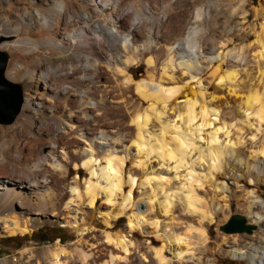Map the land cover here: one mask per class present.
I'll list each match as a JSON object with an SVG mask.
<instances>
[{"label":"rangeland","instance_id":"obj_1","mask_svg":"<svg viewBox=\"0 0 264 264\" xmlns=\"http://www.w3.org/2000/svg\"><path fill=\"white\" fill-rule=\"evenodd\" d=\"M93 1L100 3L94 4ZM148 1L60 0L65 6L64 15L71 12L87 14L91 20L87 24L79 22L66 26L65 17L56 30L42 23L43 19L51 18L55 0H0V37L11 38L1 44L10 45V48H1L9 55L5 76L7 80L19 84L23 92L20 114L11 125H0V151H10L13 156L25 158H32L36 153L47 156L53 147V140L50 134H41V129L42 123L50 119L58 120L62 123L61 129L66 134H72L66 124L68 116L79 115L83 109L64 104L58 113H52L49 109L40 111L27 106V95H36L29 87L27 75L41 76L50 73L53 67L61 72L73 71L78 77L85 76L87 72L81 67L83 62L80 63L73 55V52H84L90 56L97 79L92 88L96 104L94 127L100 133L104 131L111 141L121 146L111 156V167L122 180L120 190L112 193V202L109 203L105 194H110L111 190L106 191L109 188L106 182L99 172L92 178L81 161L68 163L58 172L54 170V176L59 179L63 190L69 192V187L74 184L82 196L78 213L85 222L78 228L58 223L63 221H58L53 215L64 210L68 202L65 198L56 207L47 209L41 217L42 223L34 225L28 234L12 236L4 232L0 237L1 260L17 264L27 249L44 252L57 241L72 244L78 239L80 229L99 235L101 244L108 243L106 234L114 236L125 232L127 239L136 246L133 264H139L145 257L148 264L157 261L154 249L162 247V241L154 235L156 244L152 245L151 238L143 231L153 233L156 229L162 235L163 227L185 236L179 249H182L184 257H193L190 264H249L246 255L253 250L264 251V209L260 206L254 212L263 222L260 226L256 225L257 230L252 235L224 234L219 230L233 215L244 216L251 222L243 208L245 202L264 204V176L253 171L248 174L246 161L239 159L237 151H232L236 136L230 128L232 123L236 126L243 120L242 133L245 134L249 126L255 125V117L261 111V127L257 128L255 139L264 136V30L261 28L262 25L264 27V0H179L178 5ZM109 13L112 19H121L115 22V26L121 37H130L129 46L120 42L119 38H111L107 31L94 28L96 24L107 25ZM89 27L92 28L88 31L89 38L99 36L101 39L96 45L92 42V46H87L69 38ZM189 31L194 34L187 40ZM25 41L40 46L32 50L25 46ZM46 41L59 43L62 48L49 47L45 45ZM179 43L182 44L175 48ZM126 56L135 59L133 65L125 66ZM203 56L218 58L210 62ZM150 60L151 66L148 64ZM232 73H235L233 77ZM61 79L60 76L55 78L56 81ZM143 82L149 86L144 89L146 96L142 97L138 85ZM156 85H160L163 92L154 94L152 87ZM191 102L196 104L191 106ZM204 104L209 105L208 109L216 108L219 112L203 122L199 112ZM189 109H193L195 115L192 129L200 127L199 132L192 133L198 147L205 149L212 135L217 137L219 146L232 147L221 156L216 174L214 171L211 173L209 160L204 158L205 161L202 159L200 162L198 155L187 156V159L191 158L187 160V165L179 167L174 161L161 159L158 151L148 154L146 145L141 151L137 148L139 128L146 127L143 136L150 145L162 139V130L167 126L168 139L176 136L172 132L178 136L186 131ZM30 118L33 123L27 122ZM146 118L148 127L144 123ZM198 135L200 138L196 139ZM98 154L101 155L100 158L97 155L95 167H106L103 156L106 157L107 153ZM247 160L250 165L255 161L250 156ZM7 161L21 167L12 159ZM133 170L137 173L131 185L129 176ZM89 182L95 188L92 208L86 196ZM179 189L184 196L190 189H195L194 194L200 200L197 206L200 212L193 215L194 219L187 226L181 225L171 214L165 215L161 206L167 195ZM129 195L134 207L130 205L112 227L105 225L102 216L97 214L93 217V208L101 204L107 206L105 212L113 210L119 215L123 210V197ZM141 201H146V208L138 209L136 204H141ZM179 204L185 206L183 201ZM137 214H142L139 225L143 231L128 229L130 217ZM149 227L152 229L149 230ZM32 234L36 239H46L47 242H35ZM55 236L60 239L53 240ZM234 241L238 244L235 245ZM246 242L250 244L247 246ZM91 243L85 246L92 248ZM233 248L246 251L241 255L244 260L233 258L230 254ZM165 254L167 259H173V246L168 247Z\"/></svg>","mask_w":264,"mask_h":264},{"label":"bare ground","instance_id":"obj_2","mask_svg":"<svg viewBox=\"0 0 264 264\" xmlns=\"http://www.w3.org/2000/svg\"><path fill=\"white\" fill-rule=\"evenodd\" d=\"M93 2L94 4L100 3L96 1ZM63 11H65V6L63 5V3H61L60 0H55V8L54 11L51 12V18L43 19L42 23L48 28L57 30L61 25V21H63L65 17L66 26L74 25V23L79 22L87 24L88 20H91V17L87 14H75L74 12H71L64 15ZM29 16L33 17L32 15ZM26 17L27 15H24L25 19H27ZM108 17L109 21L107 25L96 24L94 28H98L102 31H107L111 38H119L120 42L122 41L124 42L123 44L129 46L131 44L130 37H121L118 34L115 26V22L121 19H112L111 13H109ZM90 28L91 27L82 29L75 34L70 35L69 38L81 41L87 44V46H92V42L93 45H96V43H99L101 39L99 38V36H94V39H90L88 34ZM261 28H263L264 30L263 25ZM193 34V31H189L187 40L191 39ZM24 44L25 46H29L30 48H32V50H37V48L40 46L39 44L32 41H25ZM181 44L182 43H179L175 46V48H178V46H180ZM188 44L189 43H187V45ZM45 45L52 48H62L61 44L56 42L52 44L50 41H46ZM1 48H10V45H1L0 50ZM73 55L80 63L83 62L81 67L83 71L87 72H84L86 74L85 76L78 77L73 71L61 72L59 68L54 69L53 67L50 68L51 74L46 73L41 76H37L34 74L27 75L29 87L30 89L34 90V93L36 94L35 96L31 94L27 95V98L25 100V104L27 106L38 108L40 111L49 109V111H51L52 113H58L59 109L64 104L78 106L83 110L79 115L73 114L68 116L66 124L70 126L72 134H66L61 129L62 123H60L58 120L50 119L42 123L43 128L41 129V134H44L46 132L50 134L49 136L53 140V147L47 156H40V153L38 154L35 152L37 155L33 154L34 156L32 158H25L21 155L13 156V153H11L10 151H0V237H2L4 232L12 236L18 234L24 236L28 234L34 225L42 223L41 217L44 215V212L47 209H49L50 207H56V205H58L65 198L68 200V202L66 203L64 210L59 214L53 215V217L57 218L58 221H63L62 223L58 221L57 222L59 224L72 225L77 228L85 222V220H83L78 213L81 207L82 196L77 192L76 186H73L74 184H72V187H69V192L67 190L65 191L61 188L59 179L54 176V170L58 172L59 170H62L64 168V165L68 163L77 160L81 161L83 163V167H85L88 172H90L92 178L100 173L101 179L106 182V187H109L106 191L111 190L110 194L108 192V194H105L107 202H112V193L120 190L122 180L118 173L115 172L111 167V156H113L114 150L120 148L121 146L119 145V143L111 141L105 135L104 131L100 133L94 127V122L96 119V116L94 115L96 104L95 101H93L92 88L95 84H97L95 81L97 79L94 73V66L93 64H91L92 61L90 62V56L86 53L73 52ZM194 55L197 56L196 53H194ZM203 58H207V60L212 62L216 60L218 56H203ZM134 60L135 59H133L132 57L126 56V60L124 61L125 66L128 67L130 65H133L135 62ZM151 63L152 62L150 60L148 64L151 66ZM168 68L169 67H167L166 69L168 70ZM234 75L232 73L231 77H233ZM58 76L62 77L63 79L61 80L63 81H56L55 78H57ZM148 86L149 85L145 84L144 82L138 85V90L142 97L146 96L145 92L147 91H145L144 89H147ZM42 89H45V92L42 93ZM152 89L154 94L163 92L160 85H156L152 87ZM189 104H191V106H194L196 103L191 102ZM206 104L200 106L199 114H201V120L203 122L208 116H217V113L219 112L216 108L208 109L209 107L207 106L209 105ZM247 105L248 104H246L245 106ZM188 112L189 119L187 121L189 127L186 128V131L178 134V136L184 139V142H182V139L178 137L177 133L175 132H172V135L176 136L171 137V135V138L168 139L167 135L169 133V127L167 126L166 129L162 130V139L160 141L157 140L159 142H156L155 139V145H150V142H146L145 137L143 136V134L146 133L143 131V129L145 130L146 127H143L137 130V148H139V150L141 151L142 147L144 146L145 148L146 145L148 154H150L152 151H158V156L161 159L174 161L179 167H185L187 165V160L191 159H187V156L193 157L194 155H198L200 162L202 159L203 161H205V159L209 160L208 162L210 164V171L211 173H213L214 171V174H216V172L218 171L219 160L221 156L226 155L227 151L232 147L219 146L217 143V137L215 135L211 136V141L208 142V146L205 149H203L202 147H198L196 145V140L194 139L195 136L193 137L192 133L199 132L198 128L200 129V127L198 126L195 129H192L193 126L191 125V123L193 122L195 115L193 113V109H189ZM260 112L255 117V125L249 126V129L245 134L242 133L244 129L242 127L243 120H241V122L239 121L240 124H237L236 126L232 123L230 128L232 131H235L236 136L235 143L234 145H232V151H237V156L239 157V159L246 161V165L248 166V174L250 171H253L254 173L257 172L258 174L264 176V136L261 139H255V133L258 132L257 128L259 127L262 119ZM32 121L33 119L31 118L27 119V122L33 123ZM144 123L146 126L147 118L145 119ZM23 125L24 124H22L21 126L23 127ZM199 138L200 136L198 135L196 139ZM80 139H83L84 141H81ZM97 140L99 142H97ZM168 146H173V148L170 149ZM23 147L21 148V153L24 152ZM238 147H241L240 150H238ZM0 148L2 149L1 146ZM102 152L103 154L107 153L106 157L103 156L104 160H106L107 162V165L104 168H97L95 167V164L97 163V155L99 157L101 154L99 155L98 153ZM116 152L117 150L115 151V153ZM248 156L255 159L253 165H250V163H248ZM8 158L14 160L17 165H20L22 168H18L17 166L8 163ZM139 165H141V163ZM51 166L53 168H51ZM130 173L131 176H129V182L132 185L134 183V175L137 173V171L133 170ZM237 188L238 187H236V189ZM194 190L190 189L188 194L185 196L182 189H179L167 195L165 197V202L161 204L162 208L164 209V214H171L179 220L181 225L187 226V223L190 220L194 219L193 215L196 212H200L199 207H197L200 204V200L197 198V195L194 194ZM86 191V196L92 208L94 206L95 200V188L91 182H89ZM179 201H183L185 203V206L180 205ZM140 203L141 204H136V206L138 205V209H144L147 207L146 201H141ZM245 203L246 204L243 208H245L247 217L251 219V222L249 223L246 217H242H244L246 225H254L256 231L257 226H260L262 224L263 219H261V217L254 211L258 210L259 206L260 209H264V204L259 205L260 202L258 201H250ZM130 205V195L125 196L123 197L122 201L123 210L119 215L115 214L113 210L105 212L104 208L107 206L101 204L98 207L96 206L93 208V217H95L97 214L99 216H102L105 225L107 227H112L113 222H115L118 217L124 214ZM134 205L131 206L134 207ZM192 207L194 208V210H190L193 209ZM141 216L142 214L132 215L130 217L128 229L137 228L143 231V228H141V226L139 225ZM208 221L210 222L211 219L209 218ZM150 229L152 228L149 227V230ZM162 230V235L159 234L156 229L155 231H153V233L143 231V234L145 236L151 238L152 245L156 244V240L153 238L154 235L158 239H160L163 244L159 249H154V256H156L157 261H151L149 264L192 263L193 257H184L183 251H181L182 249H179L181 243L184 244L183 241L185 239V236H182L173 230H168L167 227H163ZM253 232L251 233V235L253 234ZM234 235L246 234L242 233ZM253 237L255 238V236ZM99 238V235H96L91 231L85 233L84 230L80 229L79 237L74 243L66 245L61 241H57L54 245L48 247L44 252H36L33 249H27L17 260V264H133V256L136 246L134 245L132 240L127 239L125 232H121L114 236L111 234H106L105 239L108 241L107 244H101L99 242ZM90 242H93L91 243L92 248L86 247L85 244H90ZM234 243H236L235 245H237L238 241H234ZM234 243L229 244L234 245ZM245 244L248 246L250 243L246 242ZM170 246H173V254L175 256L173 259H167L165 254V251ZM245 248L250 251L249 248ZM245 252H240L239 249L233 248L231 249L230 254L236 260H244L245 257L242 256ZM43 256L45 259L43 258ZM246 258L249 260V264H264V251L258 252L256 250H253L248 255H246ZM147 261V257H145V259H142L139 264H148ZM0 264L13 263L7 260L0 259Z\"/></svg>","mask_w":264,"mask_h":264},{"label":"water","instance_id":"obj_3","mask_svg":"<svg viewBox=\"0 0 264 264\" xmlns=\"http://www.w3.org/2000/svg\"><path fill=\"white\" fill-rule=\"evenodd\" d=\"M11 38L0 37V46ZM9 62V55L0 50V125H11L21 112L23 92L19 84L6 79L5 73ZM254 225H246L244 217L231 216L228 221L219 228L224 234H248L255 231Z\"/></svg>","mask_w":264,"mask_h":264},{"label":"crops","instance_id":"obj_4","mask_svg":"<svg viewBox=\"0 0 264 264\" xmlns=\"http://www.w3.org/2000/svg\"><path fill=\"white\" fill-rule=\"evenodd\" d=\"M147 3H149L148 0H146ZM152 3L154 4H162V5H178L179 4V0H151Z\"/></svg>","mask_w":264,"mask_h":264},{"label":"trees","instance_id":"obj_5","mask_svg":"<svg viewBox=\"0 0 264 264\" xmlns=\"http://www.w3.org/2000/svg\"><path fill=\"white\" fill-rule=\"evenodd\" d=\"M32 238H33V240H35V242H41V243L47 242L46 239H36V238L34 237V234H32ZM55 239H60V237H59V236H55V237L53 238V240H55Z\"/></svg>","mask_w":264,"mask_h":264}]
</instances>
